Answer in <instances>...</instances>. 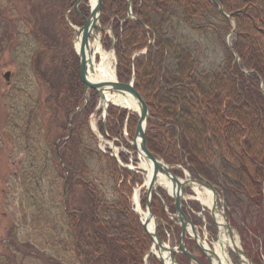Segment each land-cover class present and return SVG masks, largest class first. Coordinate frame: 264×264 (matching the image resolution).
<instances>
[{
  "label": "rangeland",
  "instance_id": "obj_1",
  "mask_svg": "<svg viewBox=\"0 0 264 264\" xmlns=\"http://www.w3.org/2000/svg\"><path fill=\"white\" fill-rule=\"evenodd\" d=\"M75 3L76 0H0V264H114L112 260L105 261L101 257L104 252L96 247L100 244V227L109 234L103 237L108 236L114 250L115 235L127 240L131 232L146 237L143 264H161L156 253L148 254L152 241L134 199V193L139 191L140 206L146 212L147 173L140 166L142 157L132 146L139 116L112 105L103 111L96 92L84 90L75 42L77 30L84 27L93 7L90 0H83L81 16L73 10ZM102 4L98 25L105 31L95 30L94 36L100 37L106 52H114L119 78L116 22L122 26L135 21L139 14L129 17L126 11L127 15L121 16L123 6L119 0H102ZM220 6L221 14L237 29L236 19ZM176 13L180 16L181 11ZM202 18H206L203 13ZM213 23L221 36L209 24L203 35L184 24L168 29L177 43L195 54L199 74H220L230 65L219 20L213 19ZM145 30L149 37V28ZM94 43L95 40L93 46ZM153 43L151 38L149 47L140 53L147 56ZM235 59L239 72L243 59L238 54ZM168 65L175 66L172 55ZM243 72L246 77L253 75L245 68ZM133 78L121 82L130 83ZM240 83L245 86L241 80ZM259 83L264 93V79L260 78ZM200 144L207 153L211 179L225 192L227 205L222 210L234 224L235 236L256 264H264V237L256 232L261 226L257 212L249 208L250 201L238 181L222 169L221 157L209 147L208 139ZM167 163L175 167L174 174L182 180L197 179L188 164ZM215 165L219 171L214 170ZM199 190L203 193L204 189ZM184 194V214L209 244L217 231L211 214L196 201L193 189H186ZM153 195L151 205L158 235L168 247H176L181 226L173 219L175 200L163 188ZM186 243L199 260L208 264L193 238ZM176 258L177 264H192L181 253ZM231 260L240 264L235 253Z\"/></svg>",
  "mask_w": 264,
  "mask_h": 264
},
{
  "label": "trees",
  "instance_id": "obj_2",
  "mask_svg": "<svg viewBox=\"0 0 264 264\" xmlns=\"http://www.w3.org/2000/svg\"><path fill=\"white\" fill-rule=\"evenodd\" d=\"M119 2L123 6L121 16H126L128 2ZM133 2L134 13L139 14L150 35L148 37L139 22L127 21L122 26L116 22L118 75L120 81L129 80L135 67V87L153 118L147 129L149 150L171 164H188L191 171L215 183L211 179L210 164L206 163L207 153L200 144L208 139L209 147L221 157L222 169L228 170L229 177L238 181L242 193L250 201L249 208L257 212L261 226L254 230L264 237V93L259 83L260 78L264 79V0ZM218 6L237 21L232 47L243 59L239 72L235 68L234 54L227 46L233 26ZM176 11H181L180 16ZM202 13L206 18L201 20ZM213 19L219 20L224 34L221 39L229 57V70L220 74H199L195 54L177 43L168 29L171 25L184 24L203 35L209 24L221 36ZM199 21L202 25L197 24ZM151 38L155 45L150 47L147 56L134 59L135 54L149 47ZM170 55L175 65L172 67L168 65ZM244 68L253 75L246 77ZM214 170L219 171V166L215 165ZM100 229V244L96 247L104 252L101 257H105V261L143 264L142 248L146 237H137L131 232L126 235L127 240L115 235L117 249L114 250L108 236L103 237L106 230Z\"/></svg>",
  "mask_w": 264,
  "mask_h": 264
},
{
  "label": "water",
  "instance_id": "obj_3",
  "mask_svg": "<svg viewBox=\"0 0 264 264\" xmlns=\"http://www.w3.org/2000/svg\"><path fill=\"white\" fill-rule=\"evenodd\" d=\"M83 2V0H77L75 6L73 7V10H75L77 12V14L81 15L79 13V6L81 5V3ZM129 2V6H128V10L127 13L129 15V17H134V13L132 12V2L131 0H128ZM102 0H97L96 1V5L92 8L91 10V16L89 18L85 19L84 22V27L80 30H77V37L80 36L81 37V44H80V51L78 52V56L80 58V77L81 80L84 84V90L86 91H95L96 94L99 96V99L102 100V104L106 101L105 100V91L109 89H112L113 92L115 93H119V92H124V93H128L129 95H131L134 99H136L138 101L139 104V109H140V117H139V123L138 126L136 128V133H135V137H134V147L136 149L137 152H139V154L141 156H145L146 161L151 162L153 164L154 167V176L150 182V186L148 187V192H147V202H146V206L148 209V212H152V208H151V201L153 198V193L155 192L156 186L159 185L157 183V178L159 176L160 173H163L165 176H167L171 183L173 184V191L174 194H176L175 196V202H176V212H177V216L175 217V219L180 223V226H182V232H181V237H180V244H179V250L190 260H195V262H197L198 264L199 261L192 256V254H190L186 247H184V239H185V233L187 232V227H188V221L185 217V215H183L182 212V204H181V199L183 197V191L189 186L190 184V180L188 181H181L178 177H176L174 175V173L172 172V167L170 165H168L166 162L161 161L155 154H153L152 152H150L147 148L146 145V128L148 126V122L151 119L150 116V112L149 109L147 107V104L144 100V98H142V96L140 95V93L138 92V90L135 88L134 86V82H135V75L133 74V80L130 81V83H122L119 80H117L116 82H97L94 83L93 81H91L89 79L90 77V69H88V55L90 54L91 51V47H89V43L91 38L93 37V34L95 32V30H98L100 32H104L105 30L98 25V23H100L101 20V10H102ZM222 13L224 14V11H222ZM134 20L141 23L145 29H147L145 23L142 22V20L137 16L134 17ZM143 54V53H140ZM9 74H7L5 76V78H8ZM102 107V106H101ZM100 108V107H99ZM138 140H140V145L138 147ZM199 184L207 189H211L212 192H214L215 196L217 195L216 190L211 186L208 185L204 182L198 181ZM217 204V203H216ZM149 220H146L145 222H142V225L144 227V230L146 232V234L149 236V238H151V240L154 242L152 244V246L157 247L158 248V256L157 258L160 259V261L162 262V264H167L166 259H164L162 253H168V257L170 258V264H175L176 259L174 258V252L175 249L173 248H168L164 245L163 241L161 240V238L159 237V235H157L156 233L151 234V232L149 231L147 224H148ZM192 231H193V236H195V242H196V246L200 249V251H202L209 259L210 263L212 264L213 261V252L209 253L212 255H208L206 252V248L203 249L201 248V246L198 244L197 240H198V236L196 235V231H195V227L194 225H192ZM228 230H229V234H231V227L228 225ZM156 241V242H155ZM151 246V250L148 252V254L150 255L151 253H153V248ZM236 252L239 255H244L243 251L241 249L236 248L235 249ZM251 264V262H250Z\"/></svg>",
  "mask_w": 264,
  "mask_h": 264
},
{
  "label": "bare ground",
  "instance_id": "obj_4",
  "mask_svg": "<svg viewBox=\"0 0 264 264\" xmlns=\"http://www.w3.org/2000/svg\"><path fill=\"white\" fill-rule=\"evenodd\" d=\"M97 0H90V3L92 4V7L96 5ZM95 40L94 46L92 45V41ZM80 44H81V37L78 36L75 42V48L79 52L80 51ZM92 45V46H91ZM89 47H91L90 54L88 55V69H90V77L89 79L93 81L94 83L97 82H116L118 80L117 78V63H116V57L114 55V52H106L101 46V41L100 37L94 36L91 38ZM105 102L102 104V100L100 101V107L102 106V110L107 112V109L112 106H116L118 108H123L128 111H133L135 114L139 115L140 109H139V104L136 99H134L131 95L128 93L124 92H119L115 93L112 91V89H109L105 91ZM100 100V99H99ZM138 142V147L140 145V140ZM119 155H116V158L118 160ZM143 161L141 162L142 165H140L143 171L147 173L146 181L145 184L147 187H149L151 184V180L154 176V167L151 162L146 161L145 156H142ZM119 161V160H118ZM157 183L159 184V187H156V190L159 188L161 189L162 187L166 190L167 194L170 197L176 196L173 191V184L171 183L170 179L165 176L164 174H159L157 178ZM192 188H194V192L196 193L195 199L196 201H200L203 203L208 209L207 212L211 211L214 213V221L217 226V235L211 236V241L209 244L204 241L202 237H198V244L201 246V248L207 249L209 248L210 251L213 252V264H233L231 260V254L235 251L236 248L239 249L240 244H238V237L233 235L230 236L227 234V230L224 227V220L222 219L221 216H219V213L216 212L217 206L214 207V196L211 190H202L200 192L199 187L196 186L195 184H192ZM135 197V205L138 208L139 215L142 217V222H145L146 220L148 221L147 227L151 234L156 233L158 235V226L156 225V220L154 219L153 213L148 212V209L146 212H143L142 206H140V197L141 195L139 194V191H136L134 193ZM184 199V195L182 197ZM192 225L189 224L188 228V233L187 235L189 236L190 234H193L192 231ZM161 238V237H160ZM152 241V240H151ZM156 242V241H155ZM154 242L152 241V244ZM166 246V245H165ZM168 247V246H166ZM153 248V253H156L158 256V248L152 246ZM173 248V247H170ZM175 249V252H179V247L173 248ZM207 249L206 252H209ZM192 254V253H191ZM210 254V253H209ZM163 257L167 259L168 264H170V258L168 257V253H162ZM211 255V254H210ZM211 255V256H212ZM149 256V255H148ZM193 256V254H192ZM198 260V259H197ZM195 261V260H194ZM147 263V262H146ZM240 264H246L244 257L241 256L240 258Z\"/></svg>",
  "mask_w": 264,
  "mask_h": 264
}]
</instances>
